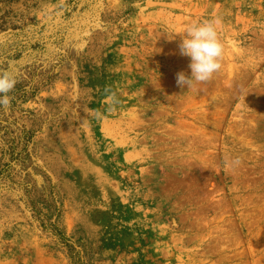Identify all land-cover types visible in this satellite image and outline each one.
I'll return each instance as SVG.
<instances>
[{
  "label": "rangeland",
  "instance_id": "374dc122",
  "mask_svg": "<svg viewBox=\"0 0 264 264\" xmlns=\"http://www.w3.org/2000/svg\"><path fill=\"white\" fill-rule=\"evenodd\" d=\"M3 71L0 264H264V0H0Z\"/></svg>",
  "mask_w": 264,
  "mask_h": 264
},
{
  "label": "clouds",
  "instance_id": "9594fccd",
  "mask_svg": "<svg viewBox=\"0 0 264 264\" xmlns=\"http://www.w3.org/2000/svg\"><path fill=\"white\" fill-rule=\"evenodd\" d=\"M219 24L218 18L202 23H192L180 35L179 53L181 56L190 58L188 67L191 70V75L183 71L176 74V84L181 89H191L197 83H206L212 79L214 73L221 69L224 46L217 33ZM16 84L17 80L11 72H0V107L7 108L11 105L14 97L9 93L14 92ZM114 97L113 93L110 99ZM97 118H99V113H97ZM233 163L238 165L239 158Z\"/></svg>",
  "mask_w": 264,
  "mask_h": 264
}]
</instances>
